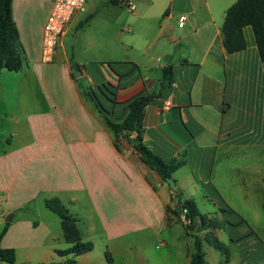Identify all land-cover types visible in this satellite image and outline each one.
I'll list each match as a JSON object with an SVG mask.
<instances>
[{"label": "crops", "instance_id": "obj_1", "mask_svg": "<svg viewBox=\"0 0 264 264\" xmlns=\"http://www.w3.org/2000/svg\"><path fill=\"white\" fill-rule=\"evenodd\" d=\"M88 1L66 26L52 62L43 64L40 51L52 1L11 0L25 62L18 72L0 73V247L13 250V264H114L121 252L128 255L124 264H149L143 249L152 244L146 236L158 238L177 227L159 247L171 253L181 242L180 264H190L193 238L171 212L185 201L197 206V197L186 194L190 190H200L203 201L224 205L215 175L219 159L264 146V64L254 36L244 28L246 48L227 54L220 28L236 0H211L216 14L206 0L201 9L179 14L176 25H160L145 42L121 43L119 58L102 60L100 55L114 49V43L102 32L90 36L88 25L82 24V18L93 17L87 13ZM172 18L169 14L165 23ZM165 28L169 34L161 40ZM80 50L93 58L78 57ZM109 63L125 64L116 65L115 73ZM166 68L172 83L146 107L141 136L142 145L163 162L182 163L163 182L133 149L135 135L129 137L131 144L123 138L115 141L84 92L109 82L118 87L116 101L123 103L143 91L154 92ZM10 78L15 84L5 86L3 80ZM166 100L171 108L163 111ZM82 194L97 220L103 249L97 255L93 246L75 258L60 256L70 245L59 250L50 243L51 225L60 226V220L45 213V201L57 199L65 206L68 197L73 205ZM199 212L213 217L212 212ZM9 215L12 222L6 223ZM217 220H223L221 214ZM212 235L220 237V230ZM204 246L211 247L202 243L209 264Z\"/></svg>", "mask_w": 264, "mask_h": 264}, {"label": "rangeland", "instance_id": "obj_2", "mask_svg": "<svg viewBox=\"0 0 264 264\" xmlns=\"http://www.w3.org/2000/svg\"><path fill=\"white\" fill-rule=\"evenodd\" d=\"M206 0H137L135 3L136 10L134 13L127 11L119 1L113 0H89L87 3V13L92 14V18H82V24L88 25L86 29L91 32L90 36L96 32L102 34L108 39L109 44L114 43V49L100 55L103 60H115L111 58H119V48L121 43H142L145 42L152 32L158 30L160 25H176L179 14H186L195 6L199 9L204 7ZM211 5V0H209ZM216 14L215 8H212ZM169 14L173 17L170 22L165 23ZM187 16V15H186ZM220 13L218 17H220ZM224 18V17H223ZM144 25H150V29L144 28ZM253 33L250 28H247L246 34ZM172 33V32H170ZM178 35L177 32H173ZM169 32L165 28L161 40L168 36ZM202 34V33H201ZM82 35V34H81ZM200 35V34H199ZM101 37V38H105ZM247 38L249 36L247 35ZM84 40L81 39L80 42ZM78 57L86 59L93 58L92 53L77 52ZM158 54L155 55L157 57ZM96 58V57H95ZM92 59V62L93 60ZM117 60V59H116ZM90 63L86 65L90 67ZM79 74L75 72L74 75ZM79 76V75H78ZM4 85L15 84L16 79L10 78L3 80ZM41 104L37 100L36 108H40ZM244 155L238 153L236 157L230 159L220 158L217 164L216 177L217 192L221 195L224 203H217L216 200L212 203L203 201L200 190L186 191V194H191L197 197V207L201 212H212V219H217L221 214L223 220V228L220 230V237H215L227 249L228 255H223L214 250L212 247L208 249V263L218 262L221 264H240L242 260L244 264H264V146H255L243 150ZM64 200L65 207L71 215L77 216L81 222L78 224V229L84 236L89 238V242L95 248V254L102 251L104 241L101 239L100 229L97 220L91 209V206L85 194L78 195L76 203L73 205ZM224 208V209H223ZM224 210V211H223ZM226 210V211H225ZM228 210L231 213H228ZM216 211L215 213H213ZM45 213L50 217L57 219V216L51 211L45 210ZM217 215V216H216ZM43 219L46 222H51L47 218ZM179 228L174 227L169 231H163L158 238L147 235V241L152 245L143 251L146 252L149 264H180L179 258L182 251L181 242L173 247V251H168L159 247L163 237L175 234ZM250 232L253 234L250 235ZM212 238L211 235L208 236ZM229 239L233 240L237 245H232ZM50 243L59 247V250L68 248L69 245L62 239V232L58 224L51 225ZM241 253V257L239 255ZM169 256L167 259L162 256ZM174 256V257H173ZM226 256L229 257L226 263ZM154 257V259H152ZM128 258L121 252L114 256V264H124L123 261ZM177 260V262H175ZM242 263V264H243Z\"/></svg>", "mask_w": 264, "mask_h": 264}, {"label": "trees", "instance_id": "obj_3", "mask_svg": "<svg viewBox=\"0 0 264 264\" xmlns=\"http://www.w3.org/2000/svg\"><path fill=\"white\" fill-rule=\"evenodd\" d=\"M244 28L251 29L259 59L264 64V0H236L225 11L220 34L222 45L227 54L238 53L246 48L247 45L243 34ZM24 62L25 55L11 15V0H0V73L3 70L18 72L22 69ZM120 64L125 63H109V66L115 73H118L115 66ZM171 74L170 68H166L163 71V78L158 81L154 92L143 91L123 103L116 101L118 87L113 86L109 82L98 84L96 91L89 90L84 92L85 98L91 103L93 111L115 141L118 138H123L131 144L129 137L135 135L137 143L132 144L133 149L139 154L141 162L155 171L163 182L169 180L182 163L175 159L163 162L142 145V121L146 107L154 99L159 98L162 91L172 83ZM183 128L185 129L184 126ZM45 207L59 218L63 239L70 245L68 249L58 252L60 256L72 255L75 258L93 249L92 243L83 242L81 239L78 229L79 219L70 215L59 200H47L45 201ZM182 209H186L185 219L189 221L187 224L180 220L179 215ZM171 213L182 224L187 235L193 238V252L190 264H207L202 250L203 242L221 254L228 255L227 249L212 235L213 230L224 229L222 221L200 214L192 200L179 203ZM228 213H231V211L228 210ZM193 232H205V235L200 238L194 235ZM251 234L253 232H250ZM209 235L212 238L209 239ZM231 242L234 241L231 240ZM14 261L13 250L0 247V262L13 264ZM67 264H75V262L71 260Z\"/></svg>", "mask_w": 264, "mask_h": 264}, {"label": "built area", "instance_id": "obj_4", "mask_svg": "<svg viewBox=\"0 0 264 264\" xmlns=\"http://www.w3.org/2000/svg\"><path fill=\"white\" fill-rule=\"evenodd\" d=\"M52 8L47 18L42 37L40 61L43 64L51 63L59 38L63 35L64 30L70 22L73 15L83 11L86 0H51ZM127 11L134 13L136 10L135 3L137 0H118ZM171 108V102L166 100L163 103V111ZM186 209L180 212V220L187 224L185 219Z\"/></svg>", "mask_w": 264, "mask_h": 264}, {"label": "water", "instance_id": "obj_5", "mask_svg": "<svg viewBox=\"0 0 264 264\" xmlns=\"http://www.w3.org/2000/svg\"><path fill=\"white\" fill-rule=\"evenodd\" d=\"M79 74H80V73H79ZM79 74H76V75H74V76L77 77ZM12 219H13L12 215H9V217H7V218L5 219V222H6V223H10V222H12Z\"/></svg>", "mask_w": 264, "mask_h": 264}]
</instances>
